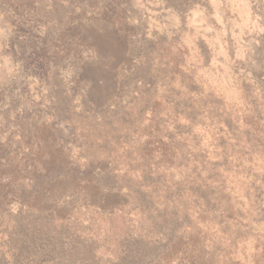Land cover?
<instances>
[{
  "label": "rangeland",
  "instance_id": "obj_1",
  "mask_svg": "<svg viewBox=\"0 0 264 264\" xmlns=\"http://www.w3.org/2000/svg\"><path fill=\"white\" fill-rule=\"evenodd\" d=\"M0 174L24 264H264V0H0Z\"/></svg>",
  "mask_w": 264,
  "mask_h": 264
},
{
  "label": "trees",
  "instance_id": "obj_2",
  "mask_svg": "<svg viewBox=\"0 0 264 264\" xmlns=\"http://www.w3.org/2000/svg\"><path fill=\"white\" fill-rule=\"evenodd\" d=\"M0 175L4 177L3 174ZM7 177L5 179L6 182H3L4 184L0 186V188L9 187L8 185H10V183H8ZM8 178L12 179L10 176ZM9 191L10 189H7L6 191H2L0 189V209H4L1 199L8 198L14 195L13 194L14 192L12 191L9 192ZM15 200H18V198H15ZM19 216L21 217L20 211L16 213L8 214V220L7 223L5 224V231H4L7 234L4 245V252L2 251L0 252V260L3 261V263L24 264L21 261L24 257L26 258H30L33 256L40 257L41 255V253L36 254L37 252H41V251L38 250L39 247L37 246L38 238L34 236L33 233H31L30 235V240H25L24 237L20 235V225L22 224L23 220L18 219ZM154 262L155 261L152 258L145 259V264H153Z\"/></svg>",
  "mask_w": 264,
  "mask_h": 264
}]
</instances>
